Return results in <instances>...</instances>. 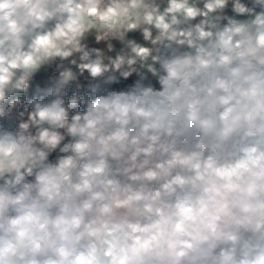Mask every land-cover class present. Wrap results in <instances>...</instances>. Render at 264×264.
Masks as SVG:
<instances>
[{"label":"clouds","instance_id":"1","mask_svg":"<svg viewBox=\"0 0 264 264\" xmlns=\"http://www.w3.org/2000/svg\"><path fill=\"white\" fill-rule=\"evenodd\" d=\"M0 264H264V0H0Z\"/></svg>","mask_w":264,"mask_h":264}]
</instances>
